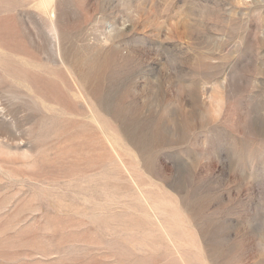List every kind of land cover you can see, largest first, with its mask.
I'll return each mask as SVG.
<instances>
[{"label":"rangeland","instance_id":"1","mask_svg":"<svg viewBox=\"0 0 264 264\" xmlns=\"http://www.w3.org/2000/svg\"><path fill=\"white\" fill-rule=\"evenodd\" d=\"M0 264H264V0H0Z\"/></svg>","mask_w":264,"mask_h":264}]
</instances>
